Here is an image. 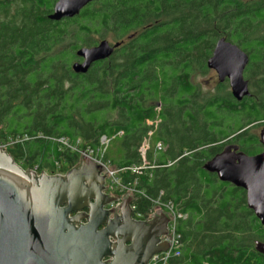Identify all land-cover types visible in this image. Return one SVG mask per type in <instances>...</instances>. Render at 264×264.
Returning a JSON list of instances; mask_svg holds the SVG:
<instances>
[{"label": "trees", "instance_id": "obj_1", "mask_svg": "<svg viewBox=\"0 0 264 264\" xmlns=\"http://www.w3.org/2000/svg\"><path fill=\"white\" fill-rule=\"evenodd\" d=\"M56 1L0 0V141L18 139L7 149L14 161L65 173L79 156L55 139L96 150L105 136L104 160L138 166V146L157 117L150 144L165 148L148 152L151 175L122 177L137 179L145 193L133 199L137 212H149L159 197L184 215L176 223L179 255L169 264H264L256 249L264 226L247 207L245 191L202 168L226 145L249 155L261 150L249 127L264 124V0H97L57 21L48 18ZM110 32L120 45L75 73L76 50ZM220 37L249 56L244 75L254 90L240 101L229 91L202 98L194 83L197 72L209 70ZM219 83L221 90L228 85ZM167 107L181 132L196 130L197 139L186 142L188 134H181L180 144L161 127ZM218 114L228 116L230 127L223 117L214 120Z\"/></svg>", "mask_w": 264, "mask_h": 264}, {"label": "water", "instance_id": "obj_2", "mask_svg": "<svg viewBox=\"0 0 264 264\" xmlns=\"http://www.w3.org/2000/svg\"><path fill=\"white\" fill-rule=\"evenodd\" d=\"M97 0H57L51 20L79 14ZM121 42L100 40L75 52L80 60L71 65L75 73L108 58ZM248 54L237 44L220 37L207 59L219 82L227 79L231 95L240 101L249 95L244 70ZM264 146V125L260 131ZM227 146L208 159L202 168L245 191L247 207L264 226V148L249 155ZM103 167L81 155L65 173L25 170L0 149V264H145L169 242V215L157 209L147 220H136L127 192L121 201L105 192ZM170 238V236H169ZM256 249L264 253V243Z\"/></svg>", "mask_w": 264, "mask_h": 264}, {"label": "built area", "instance_id": "obj_3", "mask_svg": "<svg viewBox=\"0 0 264 264\" xmlns=\"http://www.w3.org/2000/svg\"><path fill=\"white\" fill-rule=\"evenodd\" d=\"M58 144L72 152L78 154L79 157L84 155L86 157L91 158L94 162L100 164L104 169L102 174L107 172V176H105V192L110 195L116 197V201L110 203L107 207H113L117 205L122 196L127 192L130 196H132V202L130 207L133 212V218L136 220H147L149 219L150 215L154 213L157 209H161L165 213L169 215L171 220L167 224L168 228V235L162 237V240L169 242V246L165 251H161L159 253L153 254L149 260L145 264H169L171 258L176 257L179 255V248H180V235L176 231V223L178 219L184 217V215L179 212L174 205L169 201H163L159 197L153 201L152 208L146 214L136 211V206L133 203V199L135 196H145V193L136 188L137 181L136 180H125L122 177V174L126 171H130L131 173H138L142 174V167L137 166H129V167H115L109 161L104 160L103 152L104 147L108 143V139L105 136L100 138L101 147L96 150L91 149L90 147L80 148L78 147L79 140L77 142L72 143L66 137H60L55 139ZM18 141L13 139L12 137H8L7 140L0 141V149L7 152V149L14 143ZM158 144V149H160V143ZM56 166H59V163H56ZM36 171V169H33ZM37 172V171H36ZM46 172V171H45ZM38 173V172H37Z\"/></svg>", "mask_w": 264, "mask_h": 264}, {"label": "rangeland", "instance_id": "obj_4", "mask_svg": "<svg viewBox=\"0 0 264 264\" xmlns=\"http://www.w3.org/2000/svg\"><path fill=\"white\" fill-rule=\"evenodd\" d=\"M113 36H114L113 33H111V32L107 33L105 36V39L110 43H114L115 40L113 39ZM100 37L101 36H98V35L91 36L92 39H100ZM245 71H246V68H245ZM244 78L248 82L249 93H251L254 90V87L249 85L250 82L245 77V75H244ZM252 80H254V79L252 78ZM194 81H195L194 83H197L199 85V89H200L202 98L207 97V96L209 97L212 95H216L217 93H220V92L226 93L227 91H229L231 93L230 87H229V84L227 81H225L228 84L227 87H224V88L222 87V90L218 89V88H220V83L218 82L217 75H216L215 71L212 69H209L207 72L202 73V74L197 72L196 77L194 78ZM155 107H156V109H160L159 102L155 103ZM171 111H173V110H170V108H168V107L166 108V110L162 111V113L160 115L161 120H162L161 127L164 124V128L166 127L167 129H169L170 134H172V136L174 138L177 137V135H178V141H179L178 143H180V144H182L185 139H186V142H190L191 140L197 139L199 134L196 132V130H194V132L189 130V131H191L189 134L181 132V131H183L184 128L180 124H178V125L175 124V122L173 120H174V118H176V114H173V112H171ZM222 117L225 120L223 122V127L224 128L230 127V122H229V118L227 115L218 114L214 117V120L221 119ZM148 124L151 125L152 121H149ZM159 124H160V120H159V118L156 117L155 121H153V125H152L153 129L147 130L148 133L146 134V137L141 141V143L138 146V151L141 154L142 160H141V163L137 167H142V172H143L142 175L143 176H147V175L150 176L151 175V169L154 167L152 162H149L147 155H148L149 151H152V152H155L154 150L158 151V144H155L154 146H152L150 144V138L152 136L153 130H155V128H158ZM194 126H195V124H192V127H194ZM262 128H263V123H261V125H259L258 123H254L249 127V132H250V134L255 135L259 138L260 131L262 130ZM154 133H155V131H154ZM181 134L183 136H186L188 134V136L185 139H182ZM187 138H189V139H187ZM164 148H165L164 145L160 142V150L164 149ZM23 169L29 170L30 168H23ZM32 169H36V166H34ZM44 171H46V170H44ZM46 172L51 174V172H49V171H46ZM38 173H40V172H38Z\"/></svg>", "mask_w": 264, "mask_h": 264}, {"label": "flooded vegetation", "instance_id": "obj_5", "mask_svg": "<svg viewBox=\"0 0 264 264\" xmlns=\"http://www.w3.org/2000/svg\"><path fill=\"white\" fill-rule=\"evenodd\" d=\"M244 71H245V70H244ZM225 81H227V79H225L223 82H225ZM218 82H219V81H218ZM227 82H228V81H227ZM263 125H264V124H263ZM259 139H260V136H259ZM227 146H230V145H226L225 147H227ZM232 146H234V145H232ZM225 147H224V148H225ZM224 148H223V149H224ZM263 148H264V146L261 144V150H259V151L256 152V153L261 152V151L263 150ZM223 149H222V150H223ZM237 150L240 151L239 149H237Z\"/></svg>", "mask_w": 264, "mask_h": 264}, {"label": "crops", "instance_id": "obj_6", "mask_svg": "<svg viewBox=\"0 0 264 264\" xmlns=\"http://www.w3.org/2000/svg\"><path fill=\"white\" fill-rule=\"evenodd\" d=\"M134 180H136V181H137V179H134ZM187 218H188V215L186 214V219H185V220H181V222H180V223H183V224H185V222L187 221Z\"/></svg>", "mask_w": 264, "mask_h": 264}, {"label": "clouds", "instance_id": "obj_7", "mask_svg": "<svg viewBox=\"0 0 264 264\" xmlns=\"http://www.w3.org/2000/svg\"><path fill=\"white\" fill-rule=\"evenodd\" d=\"M79 159V158H78Z\"/></svg>", "mask_w": 264, "mask_h": 264}]
</instances>
